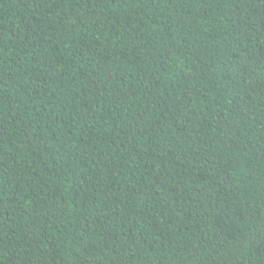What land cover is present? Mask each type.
Returning a JSON list of instances; mask_svg holds the SVG:
<instances>
[{
	"label": "trees",
	"instance_id": "16d2710c",
	"mask_svg": "<svg viewBox=\"0 0 264 264\" xmlns=\"http://www.w3.org/2000/svg\"><path fill=\"white\" fill-rule=\"evenodd\" d=\"M0 264H264V0H0Z\"/></svg>",
	"mask_w": 264,
	"mask_h": 264
}]
</instances>
